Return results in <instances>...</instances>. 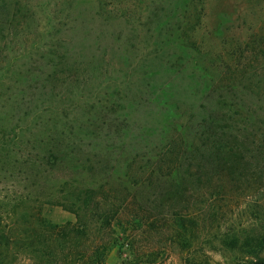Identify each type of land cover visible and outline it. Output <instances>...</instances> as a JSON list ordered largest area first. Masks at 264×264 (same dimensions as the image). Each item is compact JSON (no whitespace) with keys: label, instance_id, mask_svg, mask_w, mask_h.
Instances as JSON below:
<instances>
[{"label":"trees","instance_id":"obj_1","mask_svg":"<svg viewBox=\"0 0 264 264\" xmlns=\"http://www.w3.org/2000/svg\"><path fill=\"white\" fill-rule=\"evenodd\" d=\"M85 1L62 0L68 21L74 9L105 12L103 0ZM44 18V33L10 50L3 37L17 25L32 32L34 11L23 0H0V58L11 52L0 150L27 186V215L43 223L50 242L57 236L63 264H107L117 245L130 256L121 264H138L175 235L188 246L198 225L189 218L194 206L264 168V36L247 42V57L231 69L206 59L182 32L161 27L152 36L150 18L146 27H102L97 52L55 35L53 16ZM106 54L120 65L119 85L69 110L70 98L57 96L59 71L75 72L78 57L103 64ZM42 204L60 206L74 220L51 222L41 216ZM157 233L162 246L153 242ZM250 253L240 264H264L257 250Z\"/></svg>","mask_w":264,"mask_h":264},{"label":"rangeland","instance_id":"obj_2","mask_svg":"<svg viewBox=\"0 0 264 264\" xmlns=\"http://www.w3.org/2000/svg\"><path fill=\"white\" fill-rule=\"evenodd\" d=\"M23 1L30 11H34L33 29L32 32L24 31L22 25H17L15 32L3 37L10 50L18 51L20 42L26 43L34 34L44 33V17L48 13L58 28L53 33L74 38L75 46L84 51H99L95 41L102 27L111 28L112 23L118 21L146 27L150 18L155 28L152 36L161 27L163 31L170 28L174 36L182 32L183 40L191 41L206 59L227 64L231 69L247 57L244 45L264 36V0H103L101 10L105 12L101 17L107 21L90 12V6L79 12L72 10V19L68 21L62 0ZM76 5L77 2L73 8ZM151 12L154 14L149 17ZM77 13L83 20L78 19ZM151 40L152 37L148 38V42L152 43ZM10 53L6 59L0 58L1 99L10 93L5 88L8 74L5 68L11 62L8 59ZM105 59L108 62L87 65L86 59L78 57L80 62L75 72L59 71L60 81L63 80L59 82L61 88L57 96L65 100L70 98L65 105L69 110L83 99L108 96L112 88L119 85L120 65L116 64L113 54H106ZM44 106L40 105L41 108ZM12 133H5L4 138L11 137ZM9 165V158L0 150V264H63L64 254L58 246L57 236L52 235L50 242L43 223L27 215L30 206L27 186L10 172ZM256 174L258 177L249 183L234 189L225 185L220 189V196L194 206L196 212L193 211V217L189 218L198 225L191 229L188 246L176 235L162 246L164 237L154 234L153 242H158L162 248L158 247L157 252L148 259L143 257L138 264H240L250 256L251 250L264 256V168ZM40 213L55 223L74 220L71 212L57 205L42 204ZM127 258L130 256L125 245H117L108 251L106 263L121 264Z\"/></svg>","mask_w":264,"mask_h":264}]
</instances>
